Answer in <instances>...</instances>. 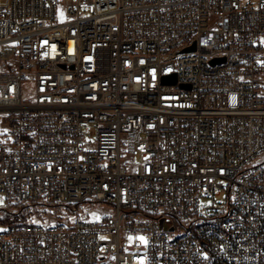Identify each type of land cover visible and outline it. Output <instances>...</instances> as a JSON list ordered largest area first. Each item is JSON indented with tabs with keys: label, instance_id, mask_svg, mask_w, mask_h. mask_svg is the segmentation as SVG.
Returning a JSON list of instances; mask_svg holds the SVG:
<instances>
[{
	"label": "built area",
	"instance_id": "built-area-1",
	"mask_svg": "<svg viewBox=\"0 0 264 264\" xmlns=\"http://www.w3.org/2000/svg\"><path fill=\"white\" fill-rule=\"evenodd\" d=\"M0 195V264H264V0L0 5Z\"/></svg>",
	"mask_w": 264,
	"mask_h": 264
},
{
	"label": "rangeland",
	"instance_id": "rangeland-1",
	"mask_svg": "<svg viewBox=\"0 0 264 264\" xmlns=\"http://www.w3.org/2000/svg\"><path fill=\"white\" fill-rule=\"evenodd\" d=\"M63 10L59 7L58 8V15L60 19H63ZM26 96V93H25ZM91 136L87 139V144L93 146L96 140V130L91 129ZM124 162L130 168V170H135L137 166L141 163L140 155L136 156H124ZM226 200V194H223L222 197L218 198L217 201L219 203H224ZM210 202L208 200H203V205H208ZM7 206V201L4 195H0V209ZM97 218V217H96ZM9 219L8 223L12 222H35V223H53L54 219L52 215H50L49 211L43 210L40 207L36 206H20V205H9L7 206V212L1 211L0 212V223H3L4 220ZM6 224V223H5ZM0 229L2 226L0 225ZM101 238L107 239L108 236H102ZM130 244L133 243V239H130Z\"/></svg>",
	"mask_w": 264,
	"mask_h": 264
},
{
	"label": "water",
	"instance_id": "water-1",
	"mask_svg": "<svg viewBox=\"0 0 264 264\" xmlns=\"http://www.w3.org/2000/svg\"><path fill=\"white\" fill-rule=\"evenodd\" d=\"M195 47H196V44L194 43L193 46L187 48L184 50V52H191V51H194L195 50ZM218 60H215L214 62H217ZM162 82L163 84H166V85H174L177 83V76L176 75H173L171 77H164L162 79ZM183 88L185 89H190V85H182Z\"/></svg>",
	"mask_w": 264,
	"mask_h": 264
},
{
	"label": "bare ground",
	"instance_id": "bare-ground-1",
	"mask_svg": "<svg viewBox=\"0 0 264 264\" xmlns=\"http://www.w3.org/2000/svg\"><path fill=\"white\" fill-rule=\"evenodd\" d=\"M7 0H0V5L6 4ZM200 230H208V223H200Z\"/></svg>",
	"mask_w": 264,
	"mask_h": 264
},
{
	"label": "trees",
	"instance_id": "trees-1",
	"mask_svg": "<svg viewBox=\"0 0 264 264\" xmlns=\"http://www.w3.org/2000/svg\"><path fill=\"white\" fill-rule=\"evenodd\" d=\"M9 221H10L9 219H6V220H4V222L2 224L8 223Z\"/></svg>",
	"mask_w": 264,
	"mask_h": 264
}]
</instances>
